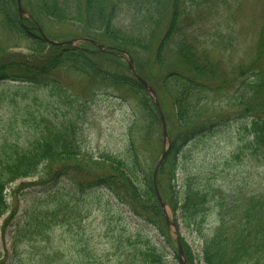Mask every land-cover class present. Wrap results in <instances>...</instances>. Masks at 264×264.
I'll list each match as a JSON object with an SVG mask.
<instances>
[{
	"label": "trees",
	"instance_id": "16d2710c",
	"mask_svg": "<svg viewBox=\"0 0 264 264\" xmlns=\"http://www.w3.org/2000/svg\"><path fill=\"white\" fill-rule=\"evenodd\" d=\"M226 5L230 7V0H22L29 17L20 18L16 0H0V81H15L21 88L0 89V109L7 113L0 120V220L5 217L3 222L7 223L15 218L17 210L10 208L8 199L27 179L29 185L36 186H53L68 179L81 196L93 186L104 188L138 217L156 222L159 230V220L149 213H158L163 219L152 187L157 151L152 145L162 146L163 137L151 97L129 72L122 75L105 67L119 56L83 46L51 45L38 33L42 22L80 24L89 32H100L98 41H107L109 50L128 53L135 59L141 53L153 54L162 75L158 90L170 105V124L166 126L170 143L156 177L173 180L186 146L237 117L248 120L246 140L240 137L243 143L237 144L236 154H228V158L238 159L245 151V156L264 159V65L250 62L222 71L216 60L223 61L232 47V35L224 34L220 23L213 19ZM119 12L127 17L126 24H117ZM254 54L264 59V26ZM60 70L90 77L95 89L103 88L106 91L101 94L115 98L121 97L123 85L130 89L134 105L125 157L107 152L93 154L83 147L82 114L88 113L86 103L97 93H91L92 89L81 106H72L81 95L73 94L60 79L45 76ZM231 85L237 87L231 97L216 98ZM56 103L65 109L59 117L55 114ZM185 158L190 159L188 155ZM191 174L186 176L181 202L164 200L173 213L180 211L186 227L200 233L210 200L219 192L194 186ZM200 178L209 184L208 178ZM17 181L22 186L13 188ZM64 189L47 193L43 201H36L25 212L14 245L45 244L54 227L79 224L80 214H86L73 188ZM232 190L235 192L230 197L237 198L229 203L218 194L215 209L219 212L212 220L215 226L210 228V237L204 241L202 263L264 264V197L253 194L243 198L242 188ZM145 247L132 246L130 264L163 263L160 251L154 246L143 250ZM183 249L187 264H194L185 243ZM37 255L48 262L47 252L38 251Z\"/></svg>",
	"mask_w": 264,
	"mask_h": 264
},
{
	"label": "rangeland",
	"instance_id": "374dc122",
	"mask_svg": "<svg viewBox=\"0 0 264 264\" xmlns=\"http://www.w3.org/2000/svg\"><path fill=\"white\" fill-rule=\"evenodd\" d=\"M218 16L214 15L213 19L220 23L222 32L230 33L233 37L231 49L224 54L227 60L222 61L216 58L217 61H220V69L224 71L230 66L237 67L250 62L264 65V59L255 58L254 54L256 47L260 46V30L264 26V0H230V7L228 5L220 7ZM125 20L127 17L123 15V12H119L117 24L121 21L126 24ZM209 24L207 23V25ZM39 27L42 28L45 35L56 41L77 39L74 43L77 46L95 50L91 44L82 40L78 41L80 38H88L103 45L107 51L110 48L107 41H98L100 32H89L80 24L48 21L44 24L42 22ZM121 57L110 60L105 67L125 75L129 72L126 60L130 59L136 74L146 81L155 92L165 124L168 127L170 105L167 97L158 90L162 75L154 64L153 54L141 53L135 59L134 56L126 53V55L121 54ZM53 72L46 73L45 76L60 79L73 94L81 95L80 99H75L72 102V106L76 108L81 106V102L87 99V96L92 92L97 93L94 100L86 103L88 113L82 114L84 121L80 139L83 147L93 154L107 152L125 157L128 143L127 127L134 105V97L130 94V89L123 85L120 87L121 97L115 98L109 94H101L106 90L95 89L88 76L75 75V73L64 70L57 71L55 74ZM15 83V81L1 80L0 89L21 90ZM238 83L239 81H237ZM236 88V85H231L228 87V91L217 95L216 98L224 100L228 96L231 97ZM54 91L57 90L54 89ZM90 91L91 93H89ZM51 100L55 99L51 98ZM77 102L79 103L76 105ZM54 107L58 117L64 113L65 109L61 104L56 103ZM6 115L7 113L0 109V120ZM65 115L71 116L70 113H65ZM79 121L82 122V120ZM247 124L248 120L240 117L224 121L222 127H216L211 135L209 132L206 136L186 146L183 151L184 155L178 161L173 180L169 181L168 177L165 180L161 175L156 177L158 190L163 200L165 197L181 202L186 187V176L189 172L192 173V178H195V183L190 182L191 184L217 190L218 194L228 203L237 198V195L230 197V194L235 192L232 189L239 187L242 188L243 198L253 194H262L264 197V159L261 156L258 158L245 156L243 155L246 154L245 151L238 159L231 158L232 160H230L228 158V154L230 157L236 154L234 150L238 147L237 144L243 143H240L239 138L243 137L246 140L245 126ZM153 148L155 151L157 150L154 159L155 167L161 152L168 146L164 147L154 143ZM187 155L190 157L188 161L185 158ZM201 176L208 178L210 185H206V180L200 178ZM21 182H25L23 187L16 192L14 197L11 196L8 199L10 208L15 207L17 210L15 218L7 223L3 222L5 217L0 220V264H130L132 246L145 247L147 244L143 250L154 246L164 255L161 264H180L174 228L166 227L158 213L154 216L149 213V216L159 220L160 230L156 222L149 221L146 217H138L129 207L120 204L104 188L93 186L81 196L79 189L68 179H63L53 186L29 185L28 179ZM20 183L17 181L12 187H21ZM61 188H65V191L73 188L72 193L75 194L77 203L80 208H83L82 213L86 216L81 217L80 214L79 224L54 227L49 233L50 241L47 240L45 244L39 242L35 244V247H32L31 244L22 242L14 245V235L17 228L24 223L25 212H29L36 201H43L47 193ZM218 194H215L214 198L210 200L206 224L200 233L194 231V227H186L182 222L180 211L173 213L168 204L165 206L169 221L176 224V232L179 235L182 248L185 243L193 254L194 264H203L201 254L203 244L210 237V228L215 226L212 220L216 219L219 212L215 209L219 200ZM38 251L48 253L47 263L46 258L37 255ZM181 258L184 264H187L184 249Z\"/></svg>",
	"mask_w": 264,
	"mask_h": 264
},
{
	"label": "water",
	"instance_id": "95a60500",
	"mask_svg": "<svg viewBox=\"0 0 264 264\" xmlns=\"http://www.w3.org/2000/svg\"><path fill=\"white\" fill-rule=\"evenodd\" d=\"M16 3H17V9H18L19 15L24 14V11L21 8L20 0H16ZM48 41L51 42V43H54V44H58V45L71 44L72 43V41H66V42H61V43H55V42H52L51 40H48ZM92 43L94 44L93 41H92ZM99 48L102 49V47L100 45H99ZM127 62H128V65H129V70L131 71L132 74L135 75V72H134V70H133V68L131 66L132 61L129 59ZM135 76L139 80V82L147 89V91H149L154 96L153 91L148 87V85L140 77H138L137 75H135ZM155 103H156V100H155ZM156 105H157V103H156ZM161 120H162L163 137L166 138L164 122H163V119H161ZM164 155H165V151H163V153L161 155V158L159 159V161H158V163L156 165V168H155V171H154V174H153V183H154V189H155L156 197L158 199V202H159L160 206L162 207V210H163L162 212L165 214L164 203L162 202V200H161V198H160V196H159V194H158V192L156 190L155 181H154V177H155V174H156V170L158 168V165L162 161ZM165 220H166V223L169 224L166 217H165ZM176 240H177V244H178V253L180 255L182 251H181V246H180L178 237H176Z\"/></svg>",
	"mask_w": 264,
	"mask_h": 264
}]
</instances>
